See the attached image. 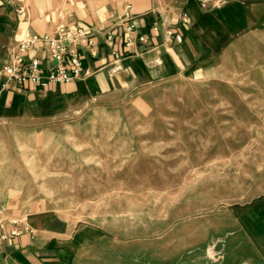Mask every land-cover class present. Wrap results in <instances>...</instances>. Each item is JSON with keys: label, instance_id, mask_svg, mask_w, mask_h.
Here are the masks:
<instances>
[{"label": "rangeland", "instance_id": "rangeland-1", "mask_svg": "<svg viewBox=\"0 0 264 264\" xmlns=\"http://www.w3.org/2000/svg\"><path fill=\"white\" fill-rule=\"evenodd\" d=\"M154 2L177 73L127 93L56 92L55 116L39 94L38 118L0 121V191L18 177L71 229L175 243L177 219L264 187V0Z\"/></svg>", "mask_w": 264, "mask_h": 264}, {"label": "crops", "instance_id": "crops-1", "mask_svg": "<svg viewBox=\"0 0 264 264\" xmlns=\"http://www.w3.org/2000/svg\"><path fill=\"white\" fill-rule=\"evenodd\" d=\"M125 17L139 25L147 41L124 53L118 26L117 52L111 55L98 34V56L81 51L83 76L79 79L34 87L9 80L1 70L25 31L43 34L58 21L70 28L90 27ZM154 23L159 26L156 33L151 31ZM166 24L154 0H0V121L18 126V118H38L39 94L46 93L52 106L49 116H55L56 92L66 101L127 93L176 74L177 41L163 36ZM32 54L45 56L44 50ZM66 106L63 103L62 110ZM57 217L46 207V198L19 187L18 177L9 182L0 191V234L5 235L0 237V264H264L262 184L249 198L177 219L175 243L122 238L116 228L108 234L98 224L71 229ZM12 229L17 233L11 234ZM168 249L174 251L168 253Z\"/></svg>", "mask_w": 264, "mask_h": 264}, {"label": "built area", "instance_id": "built-area-1", "mask_svg": "<svg viewBox=\"0 0 264 264\" xmlns=\"http://www.w3.org/2000/svg\"><path fill=\"white\" fill-rule=\"evenodd\" d=\"M164 23V22H163ZM120 26L121 48L124 53H131L138 43H145L147 35L140 32L139 25L128 18H120L106 25L90 27H68L64 21H58L54 27L43 34L25 31L12 47L10 58L1 66L9 80L19 84L30 83L32 86L46 84H62L79 79L83 76L81 51L92 57L99 54L96 36H102L103 44L111 55L117 52L115 34ZM159 30L157 23L151 27L156 33ZM163 36L167 40L173 38V28L166 24ZM44 50L41 58L37 52ZM11 234L17 231L12 229ZM0 237H5L0 234Z\"/></svg>", "mask_w": 264, "mask_h": 264}]
</instances>
